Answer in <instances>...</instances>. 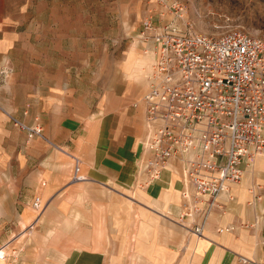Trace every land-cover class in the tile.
Masks as SVG:
<instances>
[{
    "label": "crops",
    "instance_id": "0c3cea01",
    "mask_svg": "<svg viewBox=\"0 0 264 264\" xmlns=\"http://www.w3.org/2000/svg\"><path fill=\"white\" fill-rule=\"evenodd\" d=\"M1 5L0 228L18 233L0 243L17 251L3 264H264V154L205 219L188 217L181 161L144 173V97L126 78L122 95L116 75L104 90L87 79L66 20L27 25Z\"/></svg>",
    "mask_w": 264,
    "mask_h": 264
},
{
    "label": "built area",
    "instance_id": "2783aa9c",
    "mask_svg": "<svg viewBox=\"0 0 264 264\" xmlns=\"http://www.w3.org/2000/svg\"><path fill=\"white\" fill-rule=\"evenodd\" d=\"M143 27L156 59L144 97L152 130L146 171L157 180L170 161L180 160L187 216L208 215L264 154V39L243 29L198 34L153 18ZM28 130L29 137L41 135L40 128ZM78 172L76 163L74 180L82 179ZM41 205L37 198L35 209Z\"/></svg>",
    "mask_w": 264,
    "mask_h": 264
},
{
    "label": "rangeland",
    "instance_id": "374dc122",
    "mask_svg": "<svg viewBox=\"0 0 264 264\" xmlns=\"http://www.w3.org/2000/svg\"><path fill=\"white\" fill-rule=\"evenodd\" d=\"M0 3L2 14L20 13L25 21L23 23L27 25L30 19H39L44 24L48 15L66 20L64 24L67 25L69 45L71 50H76L70 54L71 62L90 63L92 69L87 66L85 77L100 80L103 90L112 85L111 81L116 75L118 95L128 90L124 84L126 78L131 85V100H134L133 97L137 99L138 95L145 97L150 89L149 74L155 59L143 82L131 78V66L138 58L155 51L153 41L142 36L143 23L147 19L153 18L156 24L183 28L188 25L194 33L211 36H219L230 29H243L264 39V0H169L167 3L162 0H14L13 3L0 0ZM144 129L146 139L143 145L147 147L151 131L147 120ZM146 164L147 160L144 173L150 183L155 180L146 171ZM183 206L187 210L184 201ZM196 215L203 219L208 216L203 213ZM3 216L0 214V218ZM16 236L18 233L15 229L4 231L0 228V243ZM10 244L6 246V249L9 246L7 259L14 257V252H17L12 249L13 246L10 248Z\"/></svg>",
    "mask_w": 264,
    "mask_h": 264
},
{
    "label": "bare ground",
    "instance_id": "6f19581e",
    "mask_svg": "<svg viewBox=\"0 0 264 264\" xmlns=\"http://www.w3.org/2000/svg\"><path fill=\"white\" fill-rule=\"evenodd\" d=\"M184 15V14H183ZM183 19V18H182ZM181 19V20H182ZM177 23V22H176ZM150 49V48H149ZM150 54V55H149ZM148 55H146L145 57H141L138 58V60L131 66V78H135L136 81L139 82H143L146 78V74L149 73L150 67L151 65L154 63V59H155V51L152 50ZM155 64V63H154ZM154 66V65H153ZM153 71V67L152 70L150 72L149 75H151ZM149 77V76H148ZM147 85L149 87V83L147 80ZM148 124V122H147ZM149 127V125H148ZM150 128V127H149ZM151 130V129H150ZM152 135V130L150 131V136ZM150 138V137H149ZM148 138V139H149ZM27 230V229H26ZM25 230V231H26ZM30 230V229H29ZM31 232V231H30ZM33 232V231H32ZM31 232V233H32ZM6 246L3 248H0V262L1 261H5L6 259Z\"/></svg>",
    "mask_w": 264,
    "mask_h": 264
},
{
    "label": "clouds",
    "instance_id": "9594fccd",
    "mask_svg": "<svg viewBox=\"0 0 264 264\" xmlns=\"http://www.w3.org/2000/svg\"><path fill=\"white\" fill-rule=\"evenodd\" d=\"M150 55V54H149Z\"/></svg>",
    "mask_w": 264,
    "mask_h": 264
}]
</instances>
